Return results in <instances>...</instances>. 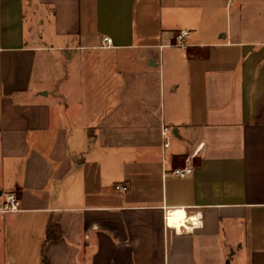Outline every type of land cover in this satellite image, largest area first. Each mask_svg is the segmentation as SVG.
I'll use <instances>...</instances> for the list:
<instances>
[{"label": "crops", "instance_id": "obj_1", "mask_svg": "<svg viewBox=\"0 0 264 264\" xmlns=\"http://www.w3.org/2000/svg\"><path fill=\"white\" fill-rule=\"evenodd\" d=\"M11 192L0 264H264V0H0Z\"/></svg>", "mask_w": 264, "mask_h": 264}, {"label": "built area", "instance_id": "obj_2", "mask_svg": "<svg viewBox=\"0 0 264 264\" xmlns=\"http://www.w3.org/2000/svg\"><path fill=\"white\" fill-rule=\"evenodd\" d=\"M234 1L235 0H229V2H234ZM190 35H191L190 31H180L179 33L175 35V45L178 47L184 48L186 46L185 42L190 37ZM102 42L106 46H109L111 45L112 40L110 38L105 37ZM171 131H172L171 128L165 127L163 129V136L165 138H168ZM165 146H168V143H166ZM193 171H194V168L192 164L190 163V161H187V164L184 167L173 169L172 174L180 178H186V177L193 175ZM128 189H129L128 186L125 184H118L115 186V190L118 192H122V193L127 192ZM20 208H21V201H20L19 196L15 192H11L4 196V202L0 207V213H4V214L5 213H16L20 211ZM170 214L171 212H169L166 217L167 226L169 227H171L169 223ZM186 220H187L186 224L188 225L187 226L183 225V227L175 228L177 233H181L183 231L184 232L193 231L194 229L198 227V223H199L198 220L188 221V218H186Z\"/></svg>", "mask_w": 264, "mask_h": 264}, {"label": "trees", "instance_id": "obj_3", "mask_svg": "<svg viewBox=\"0 0 264 264\" xmlns=\"http://www.w3.org/2000/svg\"><path fill=\"white\" fill-rule=\"evenodd\" d=\"M57 234H58L57 227L53 224H49V226L47 228V241L52 240V239H56L58 237V236H56ZM228 264H230V262H228Z\"/></svg>", "mask_w": 264, "mask_h": 264}, {"label": "bare ground", "instance_id": "obj_4", "mask_svg": "<svg viewBox=\"0 0 264 264\" xmlns=\"http://www.w3.org/2000/svg\"><path fill=\"white\" fill-rule=\"evenodd\" d=\"M181 210H183V209H181ZM185 211V210H184ZM170 220H171V215H170V219H169V223H170ZM195 219H193L192 221H194ZM187 221V220H186ZM186 224V222L184 221V220H181V217H180V222H179V226H183V225H185ZM170 225H171V223H170ZM188 224H186V226H187ZM171 227H174V228H177V226L175 227V226H172L171 225Z\"/></svg>", "mask_w": 264, "mask_h": 264}]
</instances>
